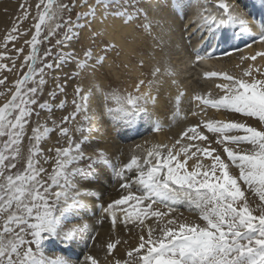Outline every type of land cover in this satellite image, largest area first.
Returning a JSON list of instances; mask_svg holds the SVG:
<instances>
[{
    "label": "snow or ice",
    "instance_id": "6c2138e0",
    "mask_svg": "<svg viewBox=\"0 0 264 264\" xmlns=\"http://www.w3.org/2000/svg\"><path fill=\"white\" fill-rule=\"evenodd\" d=\"M52 2L48 0L49 7ZM261 3L264 5V0ZM157 6L163 9V0H157ZM66 7L60 5L57 12ZM81 7L88 9L79 14L86 21L85 27L98 18L101 23L118 18L125 25L142 18L148 23H141L140 27H147L151 34L152 22L148 13L142 11L141 0H84ZM217 7L220 11L199 17L201 23L197 27L200 30L212 35L221 29L238 27L241 33L252 35L239 2L219 0ZM46 15L49 13L38 17L39 23L34 25L35 35L31 41H26L31 46L30 54L25 57L27 73L15 81L11 99L0 107V137H7L3 147L10 152L8 156L0 154V264H73L70 257L63 255L46 257L44 246L47 243L74 245L89 231L87 223L74 222L69 217L75 218L89 207L86 201L92 182L90 178L106 167L114 169L122 188L130 189L135 185L139 193L129 192L106 206H99L111 217L113 227L117 219L115 209L129 201H135L131 210L121 208L125 213V225L129 221L143 225L147 217L165 221L159 226L158 234L149 226L145 236V230L141 228L137 244L129 247L123 256L106 260V264H264V71L249 64L239 77L209 72L208 77L222 75L228 81L217 85L223 95L218 98L195 97L205 107L252 118L259 128L250 125L247 119H210L188 128L182 138L187 137L189 143L178 150L173 151L175 144L172 147L153 145L139 155L134 153L129 162L117 167L104 149L96 148L92 154L86 151L94 130L98 131L94 128L99 122L96 117L107 116L119 126H131L142 113H147L149 105L156 104L160 85L164 82L160 77H174L176 71L169 60L158 61L151 70L152 78L147 81L146 91L141 90L146 81L139 79L132 91L125 90L120 95L116 91L106 92L102 85L86 89L77 84L71 101L73 111L59 121L52 119L51 127H48L47 120L41 123L42 114H52L57 108L63 110L68 100L57 102L56 90L50 92L47 99L43 98L45 68L59 70L63 64L74 60L77 53L61 52L57 58L59 62L44 64L37 69V46ZM12 31L17 33L19 29L14 27ZM227 38L225 34L224 39ZM11 39L15 40L16 36ZM69 39L66 35L65 40ZM256 39L264 44V22H261V32ZM57 43L63 45L64 41ZM113 48L114 44L105 42L101 51L107 53ZM16 51L22 53L24 50L18 48ZM48 54L50 50L45 56ZM258 56L264 57V52L242 59L255 62ZM203 58L197 54V60ZM0 59L11 58L0 55ZM105 59L106 55L96 56L90 65L88 61L93 60V51L88 49L82 60H76V67H93L95 70L94 65L99 63L103 67ZM140 67H144L143 60ZM5 70L12 69L0 64V71ZM37 72L39 79L35 78ZM6 79H0V85H4ZM172 83L176 81L173 79ZM56 87L61 94L64 93V85ZM110 98H114L119 106H109L107 101ZM92 100L98 103L95 113L91 111ZM69 122H77L76 127L70 129L66 126ZM200 127L212 134L214 140L209 141L204 132L198 131ZM155 130H160L158 124ZM56 131L67 138L68 146L48 149L55 153V168L48 174L38 158L43 155L40 145ZM73 132L79 133L76 139H73ZM25 140L32 145L26 163L21 158L20 147ZM192 141H200L206 146L201 147ZM213 142L220 147L219 151L211 147ZM176 144H180V140ZM241 145L247 147H233ZM136 147L139 149L141 145ZM198 153L211 162L205 166ZM193 157L197 159L190 170L187 165ZM246 192L259 198L254 207ZM180 204L194 211L200 222L168 218ZM155 205H163L167 211L157 210ZM121 243L119 238L107 242L106 250L110 256ZM89 262L100 264L92 255L85 257V264Z\"/></svg>",
    "mask_w": 264,
    "mask_h": 264
},
{
    "label": "rangeland",
    "instance_id": "374dc122",
    "mask_svg": "<svg viewBox=\"0 0 264 264\" xmlns=\"http://www.w3.org/2000/svg\"><path fill=\"white\" fill-rule=\"evenodd\" d=\"M178 1L181 3V6L183 7L181 18L185 17L187 19H190V23L188 24L187 23L183 24L182 22L183 19L179 20L180 23L181 22L182 23L179 24L178 22V25L176 26V29L178 31H176L171 37L172 45L174 46L173 52L180 51L181 53L179 55L171 54L170 56H166V54L163 53H158V55L155 56V59H152L151 57L153 56H151L150 53H147L146 51L147 47L143 45L144 43H146V45L152 46L155 40L158 41V37H156L152 41L151 38L147 36V34L145 33L146 27L142 29L140 27V24L144 23L145 25H147L148 21H144L141 18V20L137 21L139 22V26L138 28H136L138 29L136 32L139 34V56L137 54L130 55L131 60L127 63L124 61V59H122L123 56L121 55V52L117 48H113L107 53L101 51V49L105 47V42H107V40L105 38H102L101 31L96 29V25L99 18L95 23H89L88 26L85 27L86 21L84 18H82L79 15L81 12L86 13L88 11L87 8L81 7V5H83L84 3V0H53L51 7L48 6V0H0V55L11 58V59H0V64H6L10 69H12L11 71H7V70L0 71V79H4L5 77H7L5 84L0 85V93H3V95H0V107H2L5 103H7L11 99V96L15 91L14 88L15 81L21 79L27 73L28 64L25 62V57L28 54H30L31 46L29 43H26V41H31L32 36L35 35L34 25L36 23H39L38 17L40 15H44L45 13H49V15L45 16V21L41 25V35L39 37L40 43L37 46L38 56H39V59L37 60L36 63L37 69L42 67L44 64L59 62L57 58L61 52L66 54L70 51H75L77 53V57L74 60L63 64L62 68H60L59 70H50L45 68L43 78L46 81V84L43 86V92H42L43 98L47 99L48 94L53 90H56L57 98H58L57 102L60 99L67 98L68 104L63 110L57 108L54 109V113L52 114H48V113L42 114L41 123H45V120H47V126L51 127L52 119H56L57 121H59L61 117L68 115L73 111V105L71 101L75 94L74 90L77 84H80L81 87L86 89L90 88L94 83L96 84V82H98L99 84V81L96 80V76L97 74H99L105 80L109 78L110 80L112 79L113 82L117 81L118 89H114L113 91H116V94L118 93V95H120L125 90L127 91L133 90L131 87L130 89H128L129 86L132 85L133 83L135 84L139 79H144L146 81L145 85H147V81L152 78L151 70L153 66L156 65L158 61H162L165 59L170 61L172 67L176 71V75L174 77L161 76L160 79L166 82V85L168 84L166 87H168L169 89L172 86V88H174L175 91L179 90L175 94L179 95L178 99H180L181 101V102L179 101L181 105L180 108L183 106L184 114L181 112L180 114H178L179 117L181 118L178 117L177 109H179L178 107L179 104L176 103V99L167 96V98L169 97L168 99H170L169 102L171 103L174 102L175 104L173 103V105L171 106L169 105L167 106V108H165L166 107L165 106L163 115L159 114L152 116L151 114H149L152 121L154 120V122H157L158 119H161V121L163 120L162 124L164 123V125L159 126L160 129L159 131L155 130L156 126L155 128L152 125L147 126L146 131L144 130L139 132V138H137L136 140L140 139L139 141H142L146 139L148 142L149 140H152L151 138H149V136L153 135V132L154 134H157L155 135L157 138H159V133L166 132L167 135L165 134L166 136L163 137L164 140L163 145H168L169 147H172V145L175 144L176 149L174 148L173 151H176L181 146L189 143L187 137L182 138V134L188 128L210 119L228 121L229 119L226 117L225 118L218 117L219 115L217 114L218 111L217 109L211 107H205L202 101L200 102L195 99L197 95L203 96L205 98H209V97L218 98L220 95H223V92L221 91V89L217 87V85L228 83V81L224 80L223 76L221 75L219 76L220 78L218 76H217L218 78L210 77L208 84L204 85V84H200L201 80H198L199 78L196 79L195 77H196V73H199L201 76L204 75L203 74L204 71L205 72L207 71L208 73L209 72H215L219 74L226 73L228 75L239 77L242 74L243 69L248 66L246 63L249 62L246 59H242L243 57H247V54H244L245 52H243L244 51L243 49L248 46L247 44L244 43L245 40L244 37L245 35L247 36V32H245V34L243 33L237 36L234 35L233 32H231L230 30V33L233 34L231 37V41L229 42L230 44L225 43L222 40L224 39L223 38V34L225 32L224 29L219 31V33L216 35V38H211V39L206 38L205 44L202 45V48L203 47L208 48L207 54L209 56H216V57L215 58L213 57L214 60L212 61V65L214 64L213 66H211L209 69L208 67L207 69L202 68L204 69L202 70L201 67L198 65V63H196V60L192 59L194 51L191 49V53H190V49L189 50L187 49L189 46L192 47V45L195 42H198L200 39L204 42V38L206 37V33H205L206 30L202 31L197 27V24L201 23L199 17L202 15H207L209 13H216L220 11L217 7V5L219 4V0H178ZM230 2H240V0L238 1L230 0ZM144 3L145 0H141L142 11H146L144 8L146 7V5ZM194 4L198 6L194 7L195 6ZM60 5H67V7L62 12H57V9ZM164 6H166V4L163 5V8L165 9L166 7ZM191 11L192 13H190ZM146 12H148V10ZM25 13H27L26 19H25ZM52 13H55V15L54 16L51 15ZM169 17L170 18L166 20L167 22L166 24L171 23L169 22L171 20V16ZM90 19L91 18L89 17V20ZM193 26H196V29L193 31L192 34H190L189 30H191ZM14 27H18L19 31L17 33H13L12 30ZM69 28H71V31H69ZM66 35L70 37L69 40H65ZM12 36H16V39L12 40L11 39ZM57 41H64V43L63 45H61L57 43ZM142 43L143 45H141ZM184 47H187V49ZM18 48H23L24 51L22 53H18L16 51V49ZM88 49H91L93 51V60L88 61L90 65L93 64V61H95L96 56L106 55V59L104 61L103 67H101L99 63H96L94 65L95 70H93V67H89L87 69L83 68V66L79 68L76 67V60L77 59L82 60L84 51ZM114 49H116V51ZM49 50H50V54L45 56V53L48 52ZM220 52H223L221 56L220 55L217 56L218 53ZM253 53L254 54L252 55L256 54L254 49H253ZM141 60L144 61V67H140ZM187 60L192 63L190 62L188 63ZM193 61H195V63ZM13 62L15 64V67H13ZM256 62H257L256 65L252 63L251 64L254 65V67H259L261 71H264V65L261 66L259 60H256ZM216 63L218 64L216 65ZM133 69L137 70V72L139 71V74L134 75V73H132L131 71ZM35 78L39 79L38 72L35 74ZM173 79L176 81L175 84L172 83ZM186 81L188 82V84H186L187 83ZM180 82H182V84H180ZM57 85L65 86L63 94L60 93L59 89L56 87ZM104 88L109 89V86L105 85ZM168 91L169 90L166 91L164 90L161 92L167 93ZM181 93L183 95H181ZM175 94L174 96H176ZM114 102L116 103V101ZM114 102H112L110 106L115 108L116 105ZM107 104L108 105L110 104L109 101H107ZM94 110L95 107L91 105V111L93 112ZM191 111L192 114L193 112H195L196 115L190 116ZM233 115L236 116L235 119L237 120L247 119V122L250 125L259 128V125L254 119L244 118L239 114H233ZM172 118H175V121L176 119L180 120L179 124L176 125V123H172L171 120ZM33 120H35V117H33ZM195 122L197 124H194ZM76 125L77 122H69L66 126H68L70 129H74ZM32 126L34 127L35 124H33ZM150 126L152 127L149 128ZM109 129L111 130V128ZM123 129H125V127H123ZM197 130L204 132V134L209 137V141L214 140L213 135L207 133V131L202 127L198 128ZM119 131L120 133L125 132L122 130V126H119L117 128L115 127L111 134L112 137L108 141H111L116 136H118ZM72 135H73V139H76L79 136V133L73 132ZM6 140L7 137H0V154L8 156L10 155V152L8 150H5L3 147L4 141ZM177 140H180V144H176ZM120 142L122 143L118 145L113 144V146L116 147L115 149L114 148L110 149V154L113 155L114 162H116L117 165L119 166L124 162V160L128 158V156L130 157L131 153L133 155V151L130 149L123 150L122 152H120L122 150V147L124 148L125 145L127 144L126 140L124 139H122V141ZM191 143L198 144L201 147L206 146L204 143L200 141H192ZM67 146H68L67 138L61 137L58 131L50 133L49 136L46 137L45 141L41 142L40 148L43 152V155L38 158L40 159L41 165L45 169H47L48 174H51L53 169L55 168V153L49 152L48 149L55 147H67ZM20 147H21V158L26 163L27 156L29 154V149H31L32 145L25 140L22 142ZM119 147H121L120 150L118 149ZM211 147L217 148L218 151L220 150V147L214 142L211 143ZM236 147H247V146L246 145L234 146V148ZM194 150L195 149H193V151ZM140 151H142V149H140ZM197 155L200 157L201 162L205 164V166H207L211 162L209 158L203 157L199 153ZM181 159H183V157H181ZM196 159L197 157H193L192 160H189L187 166L192 167ZM45 160H47L46 163ZM242 187L244 186L242 185ZM245 195L249 197L250 204L253 207L255 206L256 203L259 202V198L255 195H252L250 192H246ZM141 207H143V205H141ZM154 208L160 211H167V209L163 205H155ZM175 211L177 212L176 214H178V212L183 211L184 213L189 215V217L195 215L196 219L194 218L195 220L192 221H196L197 223L200 222L198 215L194 211H189L188 207L184 204L177 205ZM175 211L172 212L171 216L168 218H171L173 216L177 217ZM97 217H104V218H101L98 228L93 230L92 236L88 241L86 248L84 249L82 248L80 252L76 253V256L69 254L68 253L69 251L67 252L66 250H64L63 247H60L62 244H53L54 246H51V243H47L50 244V246L45 244L44 251L50 252L49 254H53L52 258H55L57 255H63L66 257H70L71 260L74 261L75 263L81 264V262L84 261L85 257L89 255L93 243L96 242L97 238L99 237V235H101L102 231L108 229L110 231H113V233H116L118 231V226L124 224L123 223L124 219L120 221L116 219L115 227H113L111 217L103 213L101 208H99V210H97L96 212L95 219ZM86 221L88 222V220ZM144 221H145L144 224L140 226H138L139 222L137 223V228L139 229V231L141 230V228H144V226L147 223L150 224L152 222L150 227L155 229L156 234L159 233L158 232L159 226H162L163 223L165 222V221L158 222L156 217H147L144 219ZM0 225H2V220H0ZM0 231H2V227H0ZM89 231L91 232V230ZM146 231L147 230L144 231L145 236H146ZM78 241L81 242V240ZM114 251H116V249H114Z\"/></svg>",
    "mask_w": 264,
    "mask_h": 264
},
{
    "label": "bare ground",
    "instance_id": "6f19581e",
    "mask_svg": "<svg viewBox=\"0 0 264 264\" xmlns=\"http://www.w3.org/2000/svg\"><path fill=\"white\" fill-rule=\"evenodd\" d=\"M163 3L166 4V6H164V7H166L165 9L164 8L161 9L157 6V0H145V3H144L147 7V9H146V7H144L145 10L146 11L148 10V12H147L148 16H149L148 18L152 22L151 34H149L147 27L145 29L146 30L145 33L147 34V36H149L151 38L152 41H153V39L158 37V41L155 40V42L153 43L152 46H148V45H146V43H144V45L142 43L141 45L146 46L147 49L146 48L145 49H146L147 53H150V55L154 56V57L157 56L158 53L166 54V56H170L171 54H178L179 55L181 53L180 51L179 52L178 51L173 52L174 46L172 45L171 37L173 36V34L176 31H178L176 29L178 22H179V24H181L182 22H183V24L190 23V19H187L185 17L181 18V16H182L181 13L183 11V7L181 6V3L178 0H163ZM239 4H240V10L244 13L245 18L248 21V26H249L251 33H252V35H249L248 33H247V36L245 35L244 43L247 44L248 46L245 47L246 46L245 45L244 46L245 48L242 47V48H244L243 49L244 50L243 52H245L244 54H247V57L248 56L250 57L252 54H254L253 49L255 50V53L264 52V44L260 43L256 39L260 35V32H261V22H264V5H262L261 0H240ZM194 5H192V6H194ZM197 6L195 5L194 7H197ZM190 13H192V11ZM169 16H171V20L169 21L171 23L166 24L167 23L166 20L168 18H170ZM181 19H183V20L180 23L179 20H181ZM138 26H139V22L129 24V25H125L118 18L117 19L109 18L108 20L104 21L103 23H101L100 20H98L97 25H96V29L101 31L102 38H105L108 43L114 44L115 48L119 49V51L121 52V55L123 56L122 59H124V61L128 63L131 60L130 55L137 54L139 56V34L136 32L138 30V29H136V28H138ZM195 29H196V26H193V28L191 30H189V33L192 34ZM230 30H231V32H233V34L236 33L237 36H239L240 34H243L240 32L238 27L224 29L225 32L223 34V38H224L225 34L228 37L227 39H222L225 43H229L231 41V37L233 34L230 33ZM205 33H206V37L204 38V42L200 39L198 42H195L193 44L195 46H193V45H192V47L189 46L188 49H187V47H184L187 50L190 49V53H191V49L194 51L192 59L196 60V63H198V65L201 67V69L202 68L207 69V67L209 69L211 66L214 65V64L212 65V61H214L213 57L215 58L216 56H209L207 54L208 48H205V47L202 48V45L205 44L206 38H210V39L216 38V35L219 32H217L216 34H212V35L207 31H205ZM236 42H237V40H236ZM114 50L116 51V49H114ZM188 53H189V51H188ZM222 53L223 52L218 53L217 56H219V55L221 56ZM197 54L203 56L204 58L201 60H197L196 59ZM189 60H191V59H189ZM257 60L260 61L261 66L264 65V57L258 56ZM247 61H249L248 63H246L247 65H249L251 63L255 64V65L257 64L256 61L255 62H253L251 60H247ZM187 62L189 63L190 61L187 60ZM193 62L195 63V61H193ZM190 63H192V62H190ZM217 64L218 63H216V65ZM128 67H130V66H128ZM204 69H202V70H204ZM212 69H213V67H212ZM133 70H131V71H132V73H134V75L139 74V71L137 72V70H134V71ZM127 73H128V71H127ZM207 73H208L207 71L206 72L204 71L203 72L204 75H202V76L199 73H196L195 78L196 79L199 78L198 80H201L200 84H204V85L208 84L210 77H208L206 75ZM218 77L216 76V78H218ZM96 80L99 81V84L96 81H95L96 82V84H95L93 81V83H94V84L92 83L93 85L101 86L102 84H104V85H102L103 87L105 85L109 86V89L104 88L105 90L107 89L106 92H110V91H113L114 89H118L117 81L113 82V80L112 79L110 80L109 78H107L105 80L99 74H97ZM133 84L130 85L128 89H130V87L133 89ZM180 84H182V82H180ZM186 84H188V82ZM167 85H166V82H163L160 85V92H159V95L157 97L156 104L155 105H149L147 113H142L137 118V120L134 124H132L131 126L125 127V129H123V127H122V130L125 132L120 133V131H119L118 136H116L111 141H108V140L112 137L111 136L112 131L115 127L116 128L119 127V125L116 122L112 121L110 117L105 116L101 119L99 116H97L96 119L99 122L94 126V128H98V131L94 130V132H93L92 136L90 137L88 144L86 146V151L89 154H92L93 150L96 148L104 149L108 153L109 157L112 159L113 165H116L117 167H119V165H117V163L114 162L113 155L110 154V149H113V148L115 149L116 147L113 146V144L118 145V144L122 143V142H120V141H122V139L126 140L127 144L125 145L124 148L122 147V150L120 152H122L123 150H129L130 149L133 151V154L135 153L137 155L144 152V150L151 148L153 145H163V141H164L163 137L167 135L166 132L159 133V138H157L155 136L157 134H154V132H153V135L149 136V138H151L152 140H149L148 142L146 139L142 140V141H139L140 139H138V140H136V139L139 138V132L144 131V130L146 131L147 126L152 125L155 128V126L157 124L159 126L164 125V123L162 124L163 120L161 121V119H158L157 122H154V120L152 121L149 114H151L152 116L159 115V114L163 115L164 109L167 108V106H169V105L170 106L173 105V103H174V102L173 103L169 102V100H170V99H168L169 97H171V98L173 97L174 99H176V103L179 104V106H178L179 109H177L178 110L177 115L180 114L181 112L183 113V106L180 108V106H181L179 103L180 99H178L179 95L175 94L179 90L175 91L171 85H170L171 86V88H170L171 90H170L168 87H166ZM87 86H88V84H87ZM141 90L146 91L147 85L143 86ZM164 90L165 91L169 90V91L167 93L161 92ZM174 94L176 96H174ZM117 95H118V93H117ZM167 96H169V97L167 98ZM108 101L110 103L109 104V106H110L111 103L116 101V100L114 98H110ZM91 105H93L95 107V110L93 111V113L97 112L98 111L97 101L92 100ZM115 105H116L115 107L119 106L117 104V102L115 103ZM173 113H174V111H173ZM198 113H200V112H198ZM217 114L219 115L218 117H220V118L226 117L229 120H231L232 118H234V119L236 118V116L233 115V113L227 112L225 110H218ZM192 115L193 114L191 111L190 116H192ZM178 117H179V115H178ZM179 118H181V117H179ZM171 120H172V123H176V125H178L180 122V120H177V119L175 121V118H172ZM182 120H184V119H182ZM190 121H192V120H190ZM196 122L194 124H197ZM198 124H200V123H198ZM152 126H150L149 128H151ZM109 128H111L112 131ZM114 133H115V131H114ZM150 134H151V132H150ZM166 138H168V137H166ZM137 145H141L140 149H142V151H140V149H138L136 147ZM120 148L121 147H119L118 149L120 150ZM119 150H118V152H119ZM131 156H132V153H131L130 157L128 156V158L126 160H124V162L120 166H122L124 163L129 162L131 159ZM188 167L191 170L192 167L191 166H188ZM230 171H231V169H230ZM114 174L115 173H114L113 168L106 167V168H103L102 170H99L97 172L96 176H93L90 178L92 182L89 185L90 192H89V196L87 197V201H86L88 203L89 207L86 210H84V212L79 213L75 218L69 217V219L74 220V222H82L83 221L84 223H87L89 225V230H91V232L88 231L87 233L83 234L78 239V240H81V242L77 240V242L74 245H63L62 244L60 246V247H63L64 250H66L67 252L69 251L68 252L69 254L76 256V253L80 252L82 250V248L83 249L86 248L88 241L90 240V238L92 236L93 230L98 228L101 218H104V217H97L95 219L96 212H97V210H99V208H100L99 206L101 204L106 206L108 203H111L116 199H120L123 196L128 195L129 192H132L134 195L139 194L138 192H136L135 185H133V187L130 189L122 188L120 179ZM112 186H114V187H112ZM134 205H135V201H129L127 204H125L123 206H118L115 209L116 215L119 217V218L117 217V219L119 221L124 219L125 213L123 211H121V208L131 210V208ZM176 213L177 212L175 211V214ZM101 215H102V213H101ZM176 215H177V217L176 216H173V217L178 218V219H185L186 218L189 221L196 219L195 215L194 216L192 215L191 217H189V215H187L183 211L178 212V214H176ZM86 220H88V222ZM137 223L133 224L131 221H129L127 225L122 224V225L118 226V231L116 233H113V231H110L108 229L102 231L101 235H99L96 242L93 243L92 249L90 250L89 255H92L95 258H97L98 261L100 262V264H106V260L111 259L112 257L119 258V257L123 256L124 253L126 252V250L129 248V246L131 247V246H135L137 244V238H138V235L140 234V231H141V230L139 231V229L137 228ZM151 223L150 224L147 223L144 226L145 230H147V227L151 226ZM116 238H119L122 241V243L117 246L116 251L113 250V253L110 256L106 250V245L110 239H116ZM123 241H127V243H123ZM47 245L50 246V244H47ZM51 246H54V245L51 244ZM49 253L50 252H45L46 257L52 258L53 254H49ZM73 264H77V263H75L73 261ZM81 264H85V259H84V261L81 262ZM89 264H90V262H89Z\"/></svg>",
    "mask_w": 264,
    "mask_h": 264
}]
</instances>
